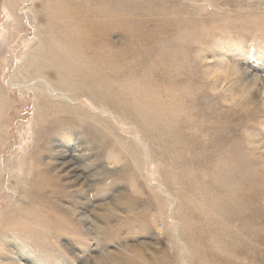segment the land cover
Returning a JSON list of instances; mask_svg holds the SVG:
<instances>
[{
	"label": "rangeland",
	"instance_id": "obj_1",
	"mask_svg": "<svg viewBox=\"0 0 264 264\" xmlns=\"http://www.w3.org/2000/svg\"><path fill=\"white\" fill-rule=\"evenodd\" d=\"M104 1L0 0V264H264V0Z\"/></svg>",
	"mask_w": 264,
	"mask_h": 264
},
{
	"label": "bare ground",
	"instance_id": "obj_2",
	"mask_svg": "<svg viewBox=\"0 0 264 264\" xmlns=\"http://www.w3.org/2000/svg\"><path fill=\"white\" fill-rule=\"evenodd\" d=\"M110 1V0H109ZM113 1V0H112ZM116 1V0H115ZM87 2V1H86ZM90 2V1H89ZM104 2H106V0L104 1ZM111 2V1H110ZM91 3H95L94 4V6H93V4L91 5V7H89V6H86V8H88V9H91V10H93L94 12L92 13V14H94V15H96V16H98V15H100V13H99V11L101 10V11H103L104 13H105V15H106V8L105 7H103L102 5L104 4V3H102V5L100 4V0H98V2L96 3L94 0H91ZM108 3V2H107ZM112 3V2H111ZM110 3V4H111ZM117 3V2H116ZM83 4V3H82ZM85 4V3H84ZM87 4V3H86ZM87 5H90V4H87ZM115 5V4H114ZM113 5V6H114ZM111 6V5H110ZM115 7V6H114ZM117 7V6H116ZM109 8V7H108ZM92 14H90V16L92 15ZM76 17H78L79 18V16L81 17V15H79V14H77V15H75ZM85 16H87V15H85ZM88 17V16H87ZM67 18H72V16L71 17H68L67 16ZM88 19H89V17H88ZM106 29H108V27L106 28ZM105 29V31H103L101 28H100V22H98V21H94V22H92L90 19H89V23L85 26V28L84 29H78L77 31H78V35L79 36H81L82 37V34H84V33H91L92 31L95 33V31L97 32H101V34L99 35L100 37H95L94 35V38H93V40H91V39H89V41H95V43L94 44H96V46H99V47H101V49H103L104 48V46H105V40H104V35L107 33H109L108 31L109 30H106ZM67 37H72V38H76L74 35H67ZM83 38V37H82ZM87 39V38H86ZM80 45H81V42H78ZM108 57V56H107ZM46 87H48L50 90L52 89V87H51V84L47 81V80H43V81H41ZM190 110V109H189ZM174 112H176V111H174ZM196 112V111H195ZM182 113V112H181ZM192 113H193V111H192ZM177 114V113H176ZM194 114V113H193ZM181 115V114H180ZM188 115H189V113H188ZM195 115V114H194ZM182 117V116H181ZM184 117V116H183ZM186 119V118H185ZM194 122V121H193ZM181 123V122H180ZM185 125L187 124L186 122L184 123ZM196 124V123H195ZM181 125H182V123H181ZM180 125V126H181ZM189 124H187V126H188ZM191 125V124H190ZM189 125V126H190ZM193 125V124H192ZM177 126V125H176ZM188 126V127H189ZM195 126V125H194ZM186 127V126H185ZM191 127V126H190ZM198 127V126H197ZM192 128H194L193 126H192ZM196 128V127H195ZM178 129H181L180 127L178 128ZM196 129H198V128H196ZM182 130V129H181ZM187 130H188V128H187ZM183 131H185V130H183ZM190 131H191V128H190ZM193 131V130H192ZM185 133V132H184ZM183 133V134H184ZM191 133H193V132H191ZM198 133V132H197ZM195 134V133H194ZM194 134H192V135H194ZM186 135V134H185ZM196 135V134H195ZM195 135H194V137H195ZM187 137V136H186ZM197 137H198V135H197ZM196 137V138H197ZM189 139V143H193L192 141L190 142V138L191 137H188ZM187 139V138H186ZM191 139H193V138H191ZM194 140V139H193ZM197 143V142H196ZM66 165V164H65ZM36 172V171H35ZM72 172V171H71ZM37 173V172H36ZM33 176H35V175H33ZM63 181H65V180H63ZM31 185H32V182H31ZM30 186V185H29ZM33 187V186H32ZM29 189H30V187H29ZM34 193V192H33ZM31 194V193H30ZM31 196V195H30ZM49 199V198H48ZM27 201V200H26ZM28 202V201H27ZM43 205V204H42ZM12 215V214H11ZM10 217V216H9ZM239 217V222L240 223H244V218H245V215H239L238 216ZM8 224V223H7ZM19 224V223H18ZM33 224H36L35 222H33ZM37 224H40L42 227H44L45 229H50V228H52V226H54L53 224H52V222H51V220H48V219H42L41 220V222H39V223H37ZM9 225V224H8ZM7 225V226H8ZM244 225H245V223H244ZM57 226V225H56ZM60 227H62V226H60ZM27 228H29V227H27V226H23V229L24 230H26L27 232H28V229ZM16 229V228H15ZM53 229H54V227H53ZM60 229H62V228H60ZM10 230V229H9ZM59 231H61V230H59ZM103 232V231H102ZM65 233V232H64ZM50 235H51V233H49ZM48 234V237L45 239V242H48V243H51L50 242V235ZM58 236V235H57ZM39 237V236H38ZM27 238H29V237H27ZM37 238V237H36ZM40 238H41V236H40ZM42 239V238H41ZM57 239V238H56ZM65 239V238H64ZM24 240V239H23ZM30 241V240H29ZM58 241V240H57ZM56 241V242H57ZM64 241V240H63ZM109 241V240H108ZM31 242V241H30ZM84 242V241H83ZM32 243V242H31ZM53 243V242H52ZM51 243V244H52ZM1 244V243H0ZM19 244V243H18ZM42 244V243H41ZM41 244H40V246H41ZM45 244V243H44ZM71 244V243H70ZM23 245V244H22ZM55 245H57V244H55ZM25 246V245H24ZM31 245L29 244V247H30ZM47 246V245H46ZM46 246H44V247H46ZM52 246H54V245H52ZM42 247V246H41ZM55 247V246H54ZM56 247H58V246H56ZM47 248V247H46ZM59 248V247H58ZM47 250V249H46ZM60 250V249H59ZM12 251H13V249H12ZM39 251H40V249H39ZM38 251V252H39ZM11 252V251H10ZM22 254V253H21ZM29 254V253H28ZM34 254V253H33ZM45 254H47V253H45ZM30 255H31V253H30ZM9 256H11V255H9ZM119 255L118 254H115V259H117V261H116V263L115 264H133L134 263V260H129V259H127V257H118ZM13 257V256H12ZM23 257V256H22ZM109 257H112V255L111 256H109ZM6 259L7 258H9V257H5ZM14 258V257H13ZM34 259V258H33ZM8 260V259H7ZM12 260V262L10 261V263L9 264H24V262H23V260L21 259V260H19V259H17V257L13 260V259H11ZM2 262V261H1ZM5 262V261H4ZM3 262V263H4ZM7 262V261H6ZM2 263V264H3ZM4 264H6V263H4ZM31 264V263H30Z\"/></svg>",
	"mask_w": 264,
	"mask_h": 264
}]
</instances>
